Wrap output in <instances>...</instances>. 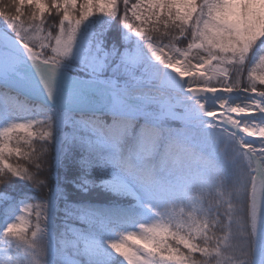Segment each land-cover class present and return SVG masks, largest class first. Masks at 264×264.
Returning a JSON list of instances; mask_svg holds the SVG:
<instances>
[{
	"label": "snow or ice",
	"instance_id": "6c2138e0",
	"mask_svg": "<svg viewBox=\"0 0 264 264\" xmlns=\"http://www.w3.org/2000/svg\"><path fill=\"white\" fill-rule=\"evenodd\" d=\"M0 264H264V0H0Z\"/></svg>",
	"mask_w": 264,
	"mask_h": 264
},
{
	"label": "trees",
	"instance_id": "16d2710c",
	"mask_svg": "<svg viewBox=\"0 0 264 264\" xmlns=\"http://www.w3.org/2000/svg\"><path fill=\"white\" fill-rule=\"evenodd\" d=\"M133 2H134V0H133ZM9 3H10V0H3L4 5H7ZM24 11L26 13H28V12H30V9L25 8ZM107 40H108L109 44H111V42L113 40H116V42L119 44V32L116 29H113L112 31H110L108 33ZM36 146L39 147V144L37 143ZM54 156H55V150H54V148L49 146L47 163L45 164V175H47L49 173V170L51 171V175H52V181L51 182L53 184L55 183V176H56V168L54 167V164H55ZM13 162H15V160H13ZM21 163H23V161H21ZM66 172H67L69 180H71L74 177V175H76V169H75V166L72 164L71 160L66 162V167H61L59 170V175H60L61 181L64 180ZM3 191L10 192V191H12V189L9 186L7 188H4ZM93 201L96 203H101V204L106 203L108 201V196H107V194L94 192L93 193Z\"/></svg>",
	"mask_w": 264,
	"mask_h": 264
}]
</instances>
